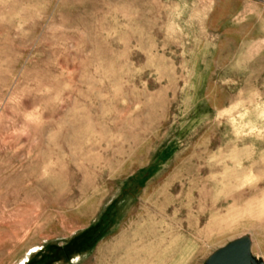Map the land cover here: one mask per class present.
Instances as JSON below:
<instances>
[{"label":"rangeland","instance_id":"1","mask_svg":"<svg viewBox=\"0 0 264 264\" xmlns=\"http://www.w3.org/2000/svg\"><path fill=\"white\" fill-rule=\"evenodd\" d=\"M264 264V0H0V264Z\"/></svg>","mask_w":264,"mask_h":264},{"label":"water","instance_id":"2","mask_svg":"<svg viewBox=\"0 0 264 264\" xmlns=\"http://www.w3.org/2000/svg\"><path fill=\"white\" fill-rule=\"evenodd\" d=\"M206 264H257L250 256V242L246 238L238 239L217 250ZM263 264V263H259Z\"/></svg>","mask_w":264,"mask_h":264}]
</instances>
